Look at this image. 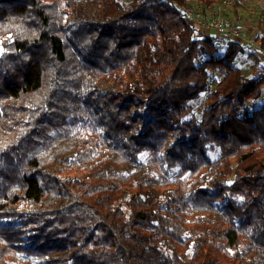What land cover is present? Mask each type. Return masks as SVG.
<instances>
[{
	"label": "trees",
	"instance_id": "16d2710c",
	"mask_svg": "<svg viewBox=\"0 0 264 264\" xmlns=\"http://www.w3.org/2000/svg\"><path fill=\"white\" fill-rule=\"evenodd\" d=\"M188 7L0 0V264H264V44Z\"/></svg>",
	"mask_w": 264,
	"mask_h": 264
},
{
	"label": "rangeland",
	"instance_id": "374dc122",
	"mask_svg": "<svg viewBox=\"0 0 264 264\" xmlns=\"http://www.w3.org/2000/svg\"><path fill=\"white\" fill-rule=\"evenodd\" d=\"M242 4H246L245 5V10L244 13L247 16V18L249 19V21L251 22V25L254 26V30H256V24H257V20L258 17H261L262 20H264V0H241ZM228 2L231 3V5H227V7L224 9L222 8V12L224 13V18L226 19V21L228 22V26L233 27V29L237 32V36H238V31L240 33L239 37L237 36H232L231 38H234L236 40H239L241 42H243V44H247V41L249 42V44H251L252 42H255V39L257 38L255 35V32L253 31H243L239 30V27H235V11H234V4L237 2V0H228ZM188 4L191 7V9H193L194 7H192L191 1L188 0ZM217 4V3H215ZM237 8L238 5L236 6ZM239 13V10L237 11ZM241 12L243 13V7L241 9ZM204 29V28H202ZM262 29V28H261ZM259 46V43H258ZM221 48V47H220ZM223 50V49H222ZM221 51V49H220ZM260 63L264 66V59L262 58V56L260 55ZM237 64L242 68L243 72L246 75L252 74L253 72L257 71V67L256 66H252L251 62L249 61H244V60H238ZM264 99V98H262Z\"/></svg>",
	"mask_w": 264,
	"mask_h": 264
},
{
	"label": "built area",
	"instance_id": "2783aa9c",
	"mask_svg": "<svg viewBox=\"0 0 264 264\" xmlns=\"http://www.w3.org/2000/svg\"><path fill=\"white\" fill-rule=\"evenodd\" d=\"M185 12L193 23L213 33L216 37L214 41L216 47H223L226 40L232 36H237L233 27L227 25L228 22L217 4L206 6L204 9L202 7V10L188 7Z\"/></svg>",
	"mask_w": 264,
	"mask_h": 264
},
{
	"label": "crops",
	"instance_id": "0c3cea01",
	"mask_svg": "<svg viewBox=\"0 0 264 264\" xmlns=\"http://www.w3.org/2000/svg\"><path fill=\"white\" fill-rule=\"evenodd\" d=\"M192 7H194L197 10H202V5L198 2V0H190ZM217 6L219 8H226L227 5H231L230 2H228V0H217ZM216 5V4H215ZM238 5L239 8H237L236 6ZM245 5L246 4H242L241 0H237V2L234 4V11H235V27H239V30L241 32V30L245 31H253L255 32V35L257 37V40L255 39V42H252L250 45H252L253 47H256L257 49L262 46V44H264V20H262L261 17H258L257 20V24H256V30H254V26L251 25V22L249 21V19L247 18V16L244 13L245 10ZM243 7V13L241 12V9ZM239 10V13L237 12ZM224 16V13H223ZM262 28V29H261ZM248 29V30H247ZM207 32L213 34L211 31ZM240 33L238 31V36L239 37ZM241 42V41H240ZM242 43V42H241ZM247 43L249 44V42L247 41ZM259 43V46H258Z\"/></svg>",
	"mask_w": 264,
	"mask_h": 264
}]
</instances>
